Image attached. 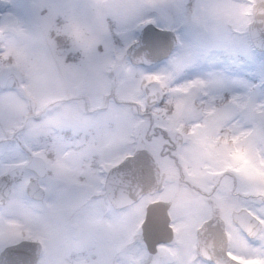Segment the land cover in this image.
<instances>
[{"label":"snow or ice","instance_id":"6c2138e0","mask_svg":"<svg viewBox=\"0 0 264 264\" xmlns=\"http://www.w3.org/2000/svg\"><path fill=\"white\" fill-rule=\"evenodd\" d=\"M8 2L0 264H264V0Z\"/></svg>","mask_w":264,"mask_h":264},{"label":"rangeland","instance_id":"374dc122","mask_svg":"<svg viewBox=\"0 0 264 264\" xmlns=\"http://www.w3.org/2000/svg\"><path fill=\"white\" fill-rule=\"evenodd\" d=\"M13 3L16 0H12ZM12 7L11 3L8 0H0V12H3L5 9ZM224 63L228 64L229 70L237 75L248 76L259 71L258 62L256 64L240 63L239 61L230 62L227 57H224Z\"/></svg>","mask_w":264,"mask_h":264},{"label":"water","instance_id":"95a60500","mask_svg":"<svg viewBox=\"0 0 264 264\" xmlns=\"http://www.w3.org/2000/svg\"><path fill=\"white\" fill-rule=\"evenodd\" d=\"M172 48H173L172 37H171V34H169V39H168V42H167L166 54L169 53Z\"/></svg>","mask_w":264,"mask_h":264}]
</instances>
